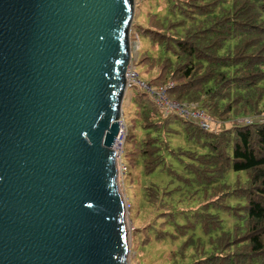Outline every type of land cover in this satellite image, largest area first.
Instances as JSON below:
<instances>
[{
	"label": "water",
	"instance_id": "obj_1",
	"mask_svg": "<svg viewBox=\"0 0 264 264\" xmlns=\"http://www.w3.org/2000/svg\"><path fill=\"white\" fill-rule=\"evenodd\" d=\"M135 0H0V264H129L114 144Z\"/></svg>",
	"mask_w": 264,
	"mask_h": 264
},
{
	"label": "trees",
	"instance_id": "obj_2",
	"mask_svg": "<svg viewBox=\"0 0 264 264\" xmlns=\"http://www.w3.org/2000/svg\"><path fill=\"white\" fill-rule=\"evenodd\" d=\"M225 1L168 0L170 9L182 15L179 21L149 13L148 22L140 24L134 14L132 30L175 57L174 61L169 56L159 61L142 51L133 60L135 68L146 65L156 73L149 81L154 88L173 81L167 98L201 104L215 129L204 131L175 111L166 113L149 93L134 87L137 117L150 131L139 142L127 125L122 151L128 167L142 156L145 171H153L165 160L163 150L178 158V153L160 140V133L171 132V124L179 122L191 140L207 149L186 153L196 162L186 166L195 174V181L210 184L229 170L244 173L245 181L234 185L225 181L224 192L214 187L201 200L190 225L200 224L207 233L218 229L222 219L211 209L227 212L236 221L228 231L210 239L211 252L206 253L200 245L199 256L191 264H264V0H230L229 7ZM135 9L138 12L140 4ZM260 115L258 121L251 117ZM241 116L252 120L239 123L236 119ZM227 121L229 126L224 124ZM164 168L176 175L166 164ZM149 191L156 200L152 189ZM231 196L243 205L230 206ZM126 201L131 207L128 198ZM168 219L173 217L168 215ZM161 237L159 233L156 238Z\"/></svg>",
	"mask_w": 264,
	"mask_h": 264
},
{
	"label": "rangeland",
	"instance_id": "obj_3",
	"mask_svg": "<svg viewBox=\"0 0 264 264\" xmlns=\"http://www.w3.org/2000/svg\"><path fill=\"white\" fill-rule=\"evenodd\" d=\"M135 1L136 6L140 4L138 12L135 9L138 17L137 21L140 24L148 22L149 13H155L162 18L167 17L171 21L182 19V15L170 9L171 3L168 0ZM225 2L228 3H224L225 7H229L231 1L226 0ZM196 19L203 20V17H197ZM176 28L178 31L182 30L180 26ZM131 41L134 60L138 58L139 53L142 51H145L149 57H154L159 61L167 56L172 61L175 60L172 54L152 45V41L137 35L132 28ZM136 66L141 78L148 82L156 74L154 71L148 70L146 65ZM135 96L137 97L135 89L126 90L122 102V116L125 119L126 126L129 125L130 132L134 133L138 139L137 141L141 142L150 130L143 127L141 118L137 117ZM251 117L262 119V115ZM246 118L241 116L236 121L242 123ZM226 123L228 126L230 125L229 121L224 124ZM171 126L173 128L171 132L162 130L160 140H164L170 150L178 153V158L163 150L165 160L153 171H145V158L142 156L136 160L134 166L128 167L122 151V161L126 166V170L123 175V185L120 187L125 197L126 192V198L129 199L131 204V207L128 206V212L126 213V222L130 232L129 264H191L199 256L197 249L200 245L206 253L211 252L210 239L215 240L220 236V232L228 231L236 221L227 212L220 209H211V213L217 214L222 219L221 226L219 224L218 229L207 233L202 225L189 224V222H194V213L198 210L201 200L206 194L211 193L212 188H219L223 191L225 181L229 185H234L238 180L245 181L246 176L244 173L229 170L223 175L224 177H218L216 181L209 182L210 184L195 181V174L189 172L186 166L196 164V162L190 159L186 153H189V149L198 153L206 152L207 149L191 140L179 122L173 123ZM179 151L185 153H179ZM125 152H127V143L124 146ZM164 164L172 168L176 175L168 173L164 168ZM240 174L242 178L238 176ZM149 189H152L155 197H157L156 200L153 201ZM228 203L232 207L237 206V204L243 205L239 198L233 196L228 200ZM168 215L172 216L173 220L168 219ZM137 228L138 231L136 232L134 229ZM159 233L162 234V237L157 239ZM179 250L184 251L181 253Z\"/></svg>",
	"mask_w": 264,
	"mask_h": 264
},
{
	"label": "built area",
	"instance_id": "obj_4",
	"mask_svg": "<svg viewBox=\"0 0 264 264\" xmlns=\"http://www.w3.org/2000/svg\"><path fill=\"white\" fill-rule=\"evenodd\" d=\"M132 44V43H131ZM133 55L131 61L126 69V90L133 89L134 87H139L145 92L149 93L153 101L163 108L166 113L169 111H175L183 119L195 123L204 131L214 130L212 121L204 107L198 103H179L175 100H170L167 98V90L173 87V81H166L157 88H154L149 82L145 81L139 75L137 69L133 65ZM248 120V121H247ZM245 119L244 123H250L252 119ZM259 119H255L258 121ZM119 133L117 135L114 149L116 151V165H117V179L119 188L121 190V185L123 183V175L125 174L126 166L122 161V149L126 140L127 126L125 119L121 115L119 119ZM128 227V225H127ZM130 228V227H129Z\"/></svg>",
	"mask_w": 264,
	"mask_h": 264
}]
</instances>
